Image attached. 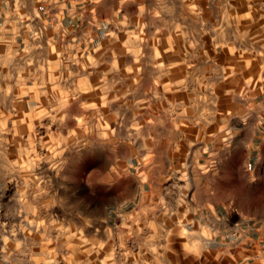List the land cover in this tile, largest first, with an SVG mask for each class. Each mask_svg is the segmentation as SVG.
Listing matches in <instances>:
<instances>
[{
  "label": "crops",
  "instance_id": "obj_1",
  "mask_svg": "<svg viewBox=\"0 0 264 264\" xmlns=\"http://www.w3.org/2000/svg\"><path fill=\"white\" fill-rule=\"evenodd\" d=\"M150 1L0 0V78L7 70L15 77L8 88L22 92L15 104L52 105L35 78L36 72L42 75L43 59L49 53L58 58L67 46L89 54L111 32L142 26L141 15ZM169 4L179 12L171 26L186 27L189 41L194 42V27L217 26L223 48L213 60L204 53L201 66L188 55L186 66L153 69L171 75L165 84L170 90L197 94L198 100H166L170 129L174 138L184 141L165 152L166 169L149 152L140 164H124L122 181L107 184L112 200L105 231L122 235L129 250L140 252L138 259L122 264H264V193L262 200L242 207L235 193L219 200L208 189L212 182L217 184L215 175H226L235 162H241L238 168L252 186H258L264 172V0ZM196 12L201 17H195ZM212 12H218L215 18ZM202 40L210 43L209 35L203 34ZM158 85L163 88V81L155 83L156 90ZM51 87L58 90L59 85ZM140 88L147 90L146 84ZM212 91L219 97L212 98ZM153 102L154 107L162 103L158 95ZM179 107L194 110L180 117ZM161 118L142 115L139 121L157 123ZM26 121L41 120L28 114ZM145 133L148 138L158 136L150 127ZM141 252L161 256L147 258Z\"/></svg>",
  "mask_w": 264,
  "mask_h": 264
},
{
  "label": "rangeland",
  "instance_id": "obj_2",
  "mask_svg": "<svg viewBox=\"0 0 264 264\" xmlns=\"http://www.w3.org/2000/svg\"><path fill=\"white\" fill-rule=\"evenodd\" d=\"M169 3L151 0L141 15L142 26L111 32L89 54L69 46L58 58L49 53L42 75L36 72L35 78L52 105L15 104L22 94L8 90L15 77L7 70L0 78V264H122L139 258L140 252L129 250L122 235L105 231L112 200L107 184L122 181L124 164H140L146 152L161 159L166 169L165 152L184 141L174 138L170 129L166 100L184 103L185 98L198 100L197 94L170 90L165 84L171 75L165 70L155 74L153 69L186 66L188 55L201 66L204 53L213 60L223 48L217 26L194 27V42L189 41L186 27L171 26L179 12ZM217 13L212 12V18ZM203 34L209 35L210 43H203ZM161 81L164 87L156 90L155 83ZM54 83L58 90L51 87ZM156 95L160 107H154ZM215 96L218 91L211 92ZM178 109L182 117L194 107ZM28 114L41 121L27 122ZM154 114L162 115L159 122L139 121L142 115ZM149 127L157 129V137H146ZM240 163L221 178L215 175L218 182L208 189L219 200L235 193L238 205L246 207L261 199L264 172L258 186H252L245 182L247 173L238 168Z\"/></svg>",
  "mask_w": 264,
  "mask_h": 264
}]
</instances>
